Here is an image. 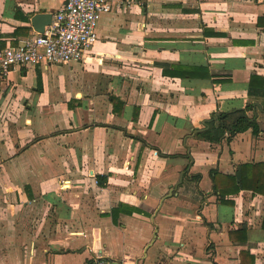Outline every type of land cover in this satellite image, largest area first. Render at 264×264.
Instances as JSON below:
<instances>
[{
  "label": "crops",
  "instance_id": "1",
  "mask_svg": "<svg viewBox=\"0 0 264 264\" xmlns=\"http://www.w3.org/2000/svg\"><path fill=\"white\" fill-rule=\"evenodd\" d=\"M65 1L0 0V50ZM112 1L85 59L0 76V264H264V195L210 175L264 162V0ZM250 102L258 135L196 137Z\"/></svg>",
  "mask_w": 264,
  "mask_h": 264
},
{
  "label": "built area",
  "instance_id": "2",
  "mask_svg": "<svg viewBox=\"0 0 264 264\" xmlns=\"http://www.w3.org/2000/svg\"><path fill=\"white\" fill-rule=\"evenodd\" d=\"M113 8L112 0H66L43 33L0 50V76L6 77L15 66L47 68L85 59L86 51L98 39L100 16ZM91 264L123 263L98 255Z\"/></svg>",
  "mask_w": 264,
  "mask_h": 264
},
{
  "label": "trees",
  "instance_id": "3",
  "mask_svg": "<svg viewBox=\"0 0 264 264\" xmlns=\"http://www.w3.org/2000/svg\"><path fill=\"white\" fill-rule=\"evenodd\" d=\"M249 95L253 98H264V77L253 75L249 83ZM117 104L116 98H111ZM253 108V103H248L244 108H235L229 111L215 112L209 119L210 128H204L196 133V137L210 143H221L231 141L239 133L252 129L255 135L261 132L258 122L248 115ZM189 158V156H186ZM211 178L214 182V191L221 199V202L229 204L230 200L225 199L227 195L239 193L241 190H251L254 193L264 195V162L243 163L239 166L236 174L224 175L218 170H211ZM200 178V175L195 179ZM220 178H223L220 181ZM98 181L104 184L98 176ZM120 212V206L114 208L111 212L116 220V214ZM264 228V218H263ZM242 232L236 230L233 233Z\"/></svg>",
  "mask_w": 264,
  "mask_h": 264
},
{
  "label": "water",
  "instance_id": "4",
  "mask_svg": "<svg viewBox=\"0 0 264 264\" xmlns=\"http://www.w3.org/2000/svg\"><path fill=\"white\" fill-rule=\"evenodd\" d=\"M52 19V13H37L32 17L31 22L35 31L43 33L45 31V27L51 24Z\"/></svg>",
  "mask_w": 264,
  "mask_h": 264
}]
</instances>
